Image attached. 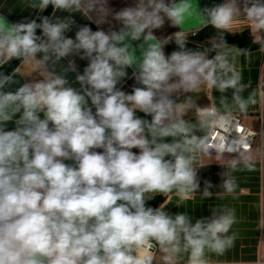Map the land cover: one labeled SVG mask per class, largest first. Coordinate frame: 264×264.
<instances>
[{
  "label": "clouds",
  "instance_id": "9594fccd",
  "mask_svg": "<svg viewBox=\"0 0 264 264\" xmlns=\"http://www.w3.org/2000/svg\"><path fill=\"white\" fill-rule=\"evenodd\" d=\"M28 7L18 20L0 11V264H261L210 259L235 246V207L210 204L197 216L168 205L173 196L238 198L237 159L220 174L222 194L208 179L201 187L199 168L213 152L219 160L242 149L244 168L255 170L251 141L228 143L217 129L229 130L221 108L246 113L257 104L244 97L250 83L234 62L251 50L224 34L247 29L264 52V0ZM192 17L197 31L215 30L210 46H188L183 26ZM166 27L176 31L158 38ZM77 61L86 62L82 71ZM202 90H216L220 107L188 95ZM193 109L195 121L185 119ZM256 230L264 231V215Z\"/></svg>",
  "mask_w": 264,
  "mask_h": 264
},
{
  "label": "crops",
  "instance_id": "0c3cea01",
  "mask_svg": "<svg viewBox=\"0 0 264 264\" xmlns=\"http://www.w3.org/2000/svg\"><path fill=\"white\" fill-rule=\"evenodd\" d=\"M133 0H111L112 6L119 10L120 8L131 4ZM222 0H199L200 6L212 5L213 3H219ZM29 0H0V11H3L6 15L11 12L13 13L10 17L12 20H18L22 16L29 15L33 10L28 7ZM51 12V11H50ZM59 15V14H58ZM198 21L195 17L188 18L185 21L184 29L187 30V35L192 34L193 31H197ZM107 26H105L106 28ZM95 30V25H93ZM244 30V28H238L235 32ZM176 31V29L166 27L162 32H157L158 38L164 34H170ZM211 41L212 39H208ZM230 46H233L229 44ZM238 48V47H237ZM81 68L86 65V62L77 61ZM235 64L237 69L241 72L243 77V83H250V87L243 93L244 97L247 98L249 94H254V98L257 100V104L250 106L246 113H241L236 110H225L221 108V112H238L242 120L252 126L256 127V112L260 108L261 94H264V88L262 93L260 90V78L264 72V52L258 49L251 50V55H236ZM66 63V61H65ZM131 71V70H130ZM132 80H128L124 86V90H129L132 85ZM231 90H229V101L231 105ZM193 100L199 106H208L215 104L219 105L220 94L216 90L205 91L202 90L197 93H190ZM185 97L182 95L179 97L180 101H183ZM185 119L189 121H195V110L189 111ZM198 135H204L205 132H198ZM252 158L255 163V170L248 171L244 168L240 154L232 155L223 153L221 159H216V153L213 152L209 158L202 160V165L199 168V174L202 179L201 187H203V180L208 179L216 185L211 191L214 194L221 193L222 189L219 185L222 183L223 177L221 173L230 171V162L233 159L239 160L238 169L232 171V175L235 176L239 188L243 191L239 192L238 198L233 200L231 196L224 195L223 199H217L214 195L211 200L201 201L199 194L192 200L186 202H179L175 196L172 197L168 210L175 211H189L190 213L194 210L195 215H208V205L224 204L227 203L237 209V223L233 226L232 231L238 234V239L235 242V246L231 249L224 257L210 256V259L216 260H227V261H257L261 259V264H264V231H257L256 226L262 215H264V143L262 146L256 141L252 147ZM162 203V201L160 202ZM159 203V204H160ZM180 203V208L176 207V204ZM157 205V207L159 206Z\"/></svg>",
  "mask_w": 264,
  "mask_h": 264
},
{
  "label": "built area",
  "instance_id": "2783aa9c",
  "mask_svg": "<svg viewBox=\"0 0 264 264\" xmlns=\"http://www.w3.org/2000/svg\"><path fill=\"white\" fill-rule=\"evenodd\" d=\"M198 31H193L192 35H195ZM260 90L262 93V88H264V72L261 75L260 78ZM131 88V86L129 87ZM228 117V120L230 121L228 125V132H223L220 129H217V131H220L222 135H224L227 139L228 143H231L233 141L237 140H250L252 143V147L256 141H258L259 145L262 146L264 143V94L262 96L261 94V100H260V108L256 112V127H252L248 124H246L243 120L241 115L238 112H225L223 113ZM237 127H242L244 131L238 132L236 129ZM247 133H255L254 136H247ZM239 151H233V152H224L228 154H240Z\"/></svg>",
  "mask_w": 264,
  "mask_h": 264
},
{
  "label": "trees",
  "instance_id": "16d2710c",
  "mask_svg": "<svg viewBox=\"0 0 264 264\" xmlns=\"http://www.w3.org/2000/svg\"><path fill=\"white\" fill-rule=\"evenodd\" d=\"M225 38L228 41L229 44L238 47L240 49H246V50H255L259 48V45H253L251 43V36L249 34V31L247 29H244L239 32L233 33H225ZM216 36L215 30L209 26L207 28H204L202 30H199L195 35L191 36L190 39H195L196 42L189 43V47L192 48H199L201 46H210L211 41L208 39H213ZM175 49L174 44H170L167 46L166 51L167 53H171ZM131 88L134 85V81L131 82ZM131 88L127 90L128 92H131ZM142 115V114H140ZM162 201L161 197H158L155 202H150L152 206H157Z\"/></svg>",
  "mask_w": 264,
  "mask_h": 264
},
{
  "label": "water",
  "instance_id": "95a60500",
  "mask_svg": "<svg viewBox=\"0 0 264 264\" xmlns=\"http://www.w3.org/2000/svg\"><path fill=\"white\" fill-rule=\"evenodd\" d=\"M50 11H51V8L49 7V9L45 10L44 14H45V15H48V14L50 13ZM15 63H16V62H13V65H15ZM5 67H8V66L6 65ZM235 155L238 156V154H234V156H235Z\"/></svg>",
  "mask_w": 264,
  "mask_h": 264
},
{
  "label": "rangeland",
  "instance_id": "374dc122",
  "mask_svg": "<svg viewBox=\"0 0 264 264\" xmlns=\"http://www.w3.org/2000/svg\"><path fill=\"white\" fill-rule=\"evenodd\" d=\"M188 36H189V39L191 38V36H193L192 34H188ZM190 41L191 42H196V40L195 39H190Z\"/></svg>",
  "mask_w": 264,
  "mask_h": 264
}]
</instances>
